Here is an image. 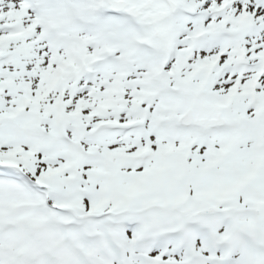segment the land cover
<instances>
[{
	"label": "snow or ice",
	"instance_id": "obj_1",
	"mask_svg": "<svg viewBox=\"0 0 264 264\" xmlns=\"http://www.w3.org/2000/svg\"><path fill=\"white\" fill-rule=\"evenodd\" d=\"M0 264H264V0H0Z\"/></svg>",
	"mask_w": 264,
	"mask_h": 264
}]
</instances>
